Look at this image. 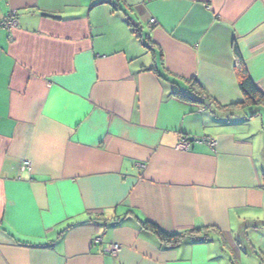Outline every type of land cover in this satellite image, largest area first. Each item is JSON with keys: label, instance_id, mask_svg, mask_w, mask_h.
Instances as JSON below:
<instances>
[{"label": "crops", "instance_id": "crops-1", "mask_svg": "<svg viewBox=\"0 0 264 264\" xmlns=\"http://www.w3.org/2000/svg\"><path fill=\"white\" fill-rule=\"evenodd\" d=\"M10 19L0 264H256L264 109L227 107L234 48L264 94V0H0ZM182 138L216 146L176 151ZM143 222L216 232L172 247Z\"/></svg>", "mask_w": 264, "mask_h": 264}, {"label": "trees", "instance_id": "trees-1", "mask_svg": "<svg viewBox=\"0 0 264 264\" xmlns=\"http://www.w3.org/2000/svg\"><path fill=\"white\" fill-rule=\"evenodd\" d=\"M130 27H132L133 32L136 33L137 29L133 27V25H131ZM233 53L236 59L234 71L238 88L242 95V102L238 105L229 106L227 107V109L233 110L245 107H261L264 109V94L258 91L254 83L251 81L246 71L244 62L236 48H234ZM189 85L192 87L194 92H197L200 95V88L194 80L189 82ZM175 95H177L178 98L189 100V98L185 97V95L182 93H177ZM142 228L146 231L153 233L163 244L170 245L172 247L182 243L185 239H194L200 242H207L210 239V236L216 232V230L212 228H200L182 233L168 234L162 231L156 225L151 224L149 222H143Z\"/></svg>", "mask_w": 264, "mask_h": 264}, {"label": "built area", "instance_id": "built-area-1", "mask_svg": "<svg viewBox=\"0 0 264 264\" xmlns=\"http://www.w3.org/2000/svg\"><path fill=\"white\" fill-rule=\"evenodd\" d=\"M150 24H154V20L150 21ZM14 27H16V22L12 19L10 20H5L2 23H0V28H3L5 30H11ZM205 140L207 142V144L210 146V148L214 149L216 146V142H214L213 140L210 139H187V138H182L180 139V141L178 142V144L176 145V151L179 152H186L188 151L194 144L199 143L200 141ZM26 165H28V162L26 163ZM99 241V240H98ZM119 250V246L117 244H111L109 247L108 252L113 255L116 256L117 252Z\"/></svg>", "mask_w": 264, "mask_h": 264}, {"label": "rangeland", "instance_id": "rangeland-1", "mask_svg": "<svg viewBox=\"0 0 264 264\" xmlns=\"http://www.w3.org/2000/svg\"><path fill=\"white\" fill-rule=\"evenodd\" d=\"M259 236H261V235H253L252 234L250 236V240H249L250 242L253 243L254 246H256V248H255V250H256L255 255H249V256H251V260H253V263L255 262L256 264H257V262H261L262 260H264V256H263V253H262L263 252V249H264V242L259 238ZM258 253L262 257V260H261L260 257H259V259H257L258 258V256H257Z\"/></svg>", "mask_w": 264, "mask_h": 264}]
</instances>
